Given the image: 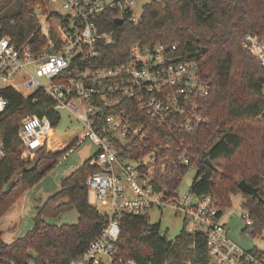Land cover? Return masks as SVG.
Listing matches in <instances>:
<instances>
[{"label": "trees", "instance_id": "1", "mask_svg": "<svg viewBox=\"0 0 264 264\" xmlns=\"http://www.w3.org/2000/svg\"><path fill=\"white\" fill-rule=\"evenodd\" d=\"M49 8L46 0H3L2 35L37 53L44 44L38 15L48 13ZM51 17L57 18L55 14ZM116 17L118 14L109 10L97 19L100 32L113 34L110 44L98 43L101 67L127 62L131 44L175 45L178 53L195 59L209 84V93L200 103L206 125L185 132L160 125L144 115L140 122L146 124L147 140L131 149L132 157L142 159L153 152L157 162L165 163L164 181L172 190L195 167L189 193L210 197L219 217L230 206L231 196H241L242 208L252 221L245 232L253 238L260 237L264 231V68L242 47V42L247 34L264 41V0H153L143 6L136 23L124 18L119 27L114 23ZM32 37L33 43L28 44ZM0 95L7 102L0 115V141L5 150L0 163L1 218L23 193L56 167L65 150L46 153L41 149L33 161L25 162L17 136L19 122L26 115L45 116L55 128L60 115L53 110L52 101L40 92L25 98L9 87L2 89ZM34 98L37 100L32 103ZM172 134L189 148L193 159L188 166L175 162L176 141H171L169 150L162 147ZM206 159L212 167L206 165ZM89 161L62 179L59 190L37 208L33 227L25 236L8 244L0 233V264H27L30 260L34 264H67L81 257L100 236L108 218L88 202L86 179L99 171ZM42 162L48 164L39 167ZM171 167L176 169V176L169 171ZM11 180L14 184L5 194ZM242 180L256 190L260 200L239 190ZM69 211L77 213L75 224L56 226L44 221ZM205 241L203 233H189L185 227L169 240L146 216L122 212L110 264H119L120 260L136 264H208Z\"/></svg>", "mask_w": 264, "mask_h": 264}, {"label": "built area", "instance_id": "2", "mask_svg": "<svg viewBox=\"0 0 264 264\" xmlns=\"http://www.w3.org/2000/svg\"><path fill=\"white\" fill-rule=\"evenodd\" d=\"M46 1L49 11L39 16L50 26L37 53L25 45L13 44L0 28V91L12 87L25 98L40 92L52 101L54 111H66L82 126V132L65 145L55 137L47 117L26 115L17 132L23 145L22 159L31 160L43 149L46 153L65 150L61 157L64 160L84 141L96 147L89 164L99 171L89 175L85 185L93 204L108 208L104 212L108 219L100 236L82 256L67 264H110L121 213L146 216L149 210L166 208L182 218L187 232L205 235L208 264H264L260 251L242 250L228 237L210 197H179L178 186L172 190L164 181L165 163L157 162L153 152L142 159L132 157L131 149L147 140L146 124L140 122L144 115L185 132L206 125L200 103L209 93V84L195 59L178 53L175 45L131 44L127 62L101 67L98 43L110 44L113 34L99 31L98 17L111 10L118 14L116 19L136 23L143 6L153 0ZM139 3H145L140 13L136 10ZM56 7L62 12L58 13ZM242 47L264 68L263 40L247 34ZM15 79H21L25 92L13 83ZM6 107L0 95V115ZM172 140L176 141L175 162L188 166L193 156L174 134L162 147L169 150ZM4 157L0 141V163ZM157 168L161 170L155 173ZM169 171L176 176V169L171 167ZM241 217L246 226L252 225L247 211ZM119 264L136 263L120 260Z\"/></svg>", "mask_w": 264, "mask_h": 264}, {"label": "rangeland", "instance_id": "3", "mask_svg": "<svg viewBox=\"0 0 264 264\" xmlns=\"http://www.w3.org/2000/svg\"><path fill=\"white\" fill-rule=\"evenodd\" d=\"M2 2L3 0H0V4H2ZM144 4L145 3L137 4L136 10L138 13L141 12V7ZM56 10L58 13L62 12L59 7H56ZM38 21L39 27L41 28L40 33L42 36H45L50 25L39 15ZM28 72L33 76V73L30 70H28ZM13 83L19 87L21 92L26 91V88L21 86V79H15ZM59 115L60 121L54 128V134L62 144L66 145L82 132V126L66 111H59ZM95 152L96 147L90 141H84L81 145L76 147L74 152L66 159L60 160L56 167L36 186L29 189L28 192L26 191V194L23 193L12 205L13 207L11 206L12 208L0 219V233L2 234V231L4 233L3 238L1 236L3 242L7 243L12 238L17 239L25 236L33 227V219L37 213V208H39L48 197L59 190L62 179L80 168L85 161L92 158ZM23 160L25 162H31L34 158L31 160L23 158ZM46 164H48V162H42L39 167H43ZM160 170L161 168H157L155 173L160 172ZM195 174L196 168L192 167L182 177L177 187L179 197L182 198L183 196H189L190 187ZM88 202L102 213L108 210V208L106 209L101 206H95L91 199V194H88ZM242 203L243 199L241 196H231L230 206L222 213L225 225L228 229V237L242 250L250 251L255 247L258 251L264 252V231L260 237L256 238L251 237L248 232H245L246 225L241 217V214L244 211ZM15 210L18 212L12 218L11 215ZM146 218L150 224L158 225L160 233L165 235L169 240H173L184 227L182 218L175 216L173 211L169 208L163 209L162 211L156 209L149 210L146 213ZM44 221L49 225L56 226L75 224L77 221V213L76 211H69L58 217L44 218Z\"/></svg>", "mask_w": 264, "mask_h": 264}, {"label": "water", "instance_id": "4", "mask_svg": "<svg viewBox=\"0 0 264 264\" xmlns=\"http://www.w3.org/2000/svg\"><path fill=\"white\" fill-rule=\"evenodd\" d=\"M114 23L116 24V26H119V27L122 26V24H123L122 20H120V19H115ZM33 41H34V38L32 37L28 41V44H32ZM205 163H206V165L208 167H212V165H211V163L209 162L208 159L205 160ZM13 184H14V180H11L9 182V184L4 189V193L5 194H7L10 191L11 187L13 186ZM238 188H239V190L242 193H244L245 195L250 196L252 199L260 200L256 190L251 185H249L246 182H244L243 180L239 182Z\"/></svg>", "mask_w": 264, "mask_h": 264}, {"label": "crops", "instance_id": "5", "mask_svg": "<svg viewBox=\"0 0 264 264\" xmlns=\"http://www.w3.org/2000/svg\"><path fill=\"white\" fill-rule=\"evenodd\" d=\"M27 192H28V191H27ZM27 192H26V193H27ZM26 193H25V194H26ZM25 194H24V195H25ZM12 207H13V206H12ZM12 207H10V209H11ZM18 208H19V207H18ZM10 209H9V210H10ZM9 210H8V211H9ZM17 212H18V211L15 210V211L13 212V214L11 215V217L13 218V217L17 214ZM2 217H3V216H2ZM2 217H1V218H2ZM1 218H0V219H1ZM220 222H221L222 224L225 225V220H224V217H223V216L220 217ZM225 226H226V225H225ZM226 228H227V227H226ZM8 230H9V229H8ZM4 232H5V231H4ZM227 232H228V229H227ZM3 235H4V233H3V231H2V238H3ZM14 240H15V239L12 238V239H10L7 243L9 244L10 242H12V241H14ZM254 248H255V247H254ZM255 249H256V248H255Z\"/></svg>", "mask_w": 264, "mask_h": 264}]
</instances>
